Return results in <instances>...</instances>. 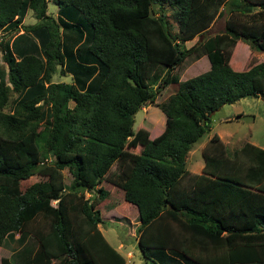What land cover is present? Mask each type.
<instances>
[{"label": "trees", "instance_id": "trees-1", "mask_svg": "<svg viewBox=\"0 0 264 264\" xmlns=\"http://www.w3.org/2000/svg\"><path fill=\"white\" fill-rule=\"evenodd\" d=\"M53 1L66 9L57 19L47 0H0V246L10 238L13 249L0 264H125L98 227L102 182L137 211L145 264H264V149L229 151L214 134L200 174L186 170L212 113L264 98V60L229 65L238 40L264 53V0ZM28 10L38 23L25 27ZM223 16V32L208 37ZM203 55L208 71L173 74ZM57 70L71 83H52ZM160 74L159 87L176 89L157 105L164 129L149 140L133 118L154 103Z\"/></svg>", "mask_w": 264, "mask_h": 264}, {"label": "rangeland", "instance_id": "rangeland-1", "mask_svg": "<svg viewBox=\"0 0 264 264\" xmlns=\"http://www.w3.org/2000/svg\"><path fill=\"white\" fill-rule=\"evenodd\" d=\"M155 13H159L157 5L152 6ZM167 16V22L171 33L177 32V26L174 20L171 18V12L167 6L163 8ZM258 10L257 7L252 9L255 13ZM66 9L60 8L54 3L53 0H47V14L54 19L58 18V13H63ZM227 16L217 17L210 24L207 36H213L220 34L224 30L225 20ZM38 23L34 18L31 10H28L23 20V26H32ZM23 29V28H22ZM22 29L18 31V34H22ZM5 32L0 31V39H6ZM13 34L12 36H15ZM11 36V37H12ZM196 39L192 42H187L186 47L190 48ZM2 53L0 51V58ZM264 60V53L257 52L249 48V46L242 41L238 40L229 65L232 70L240 72L247 70L252 64L260 63ZM209 63L205 55L192 62V58L188 57L184 64L177 67L173 74L177 75L181 81L188 80L197 75H200L209 70ZM162 74L159 75V80L152 83V90L160 88V92L156 95L155 101L152 104H145L135 115L133 132H146L148 139H153L158 136L164 129L165 116L158 109L157 105L164 103L174 92L176 86L169 85L165 88L159 87L161 83ZM52 83H71L70 75H62L58 70L51 79ZM15 94H10L9 105L4 111H8L11 102L14 100ZM264 98H245L232 105H224L217 112L213 113L210 117V132L205 133L201 139L195 143L186 157V170L189 174H199L203 167V159L201 156L202 150L208 140L216 134L221 138L229 151L239 149L244 143L253 144L261 149H264ZM72 104H70V107ZM133 153H138L136 149L131 150ZM45 161V160H44ZM47 163L51 161V157L47 158ZM116 166L113 165L110 171H115ZM65 176V182L69 183L70 177L67 170L63 171ZM38 176H33L28 180L20 182V190L23 192L27 187L35 182L40 181ZM106 192L108 197L106 201L97 206L100 212L101 224L98 226L102 235L107 242L122 255L125 259V264H145L144 259L137 246V233L136 230L139 226L137 211L131 209L127 203H125L121 191L112 187L107 182L100 184ZM97 194L93 191L85 193V199H92ZM55 204V202L53 203ZM18 236L16 235L15 238ZM29 244V243H28ZM12 242L10 238L4 240L0 246V263L4 258L11 256ZM155 259V257H152ZM156 260V259H155ZM158 263V261L156 260ZM52 264H56L53 262ZM160 264V263H159Z\"/></svg>", "mask_w": 264, "mask_h": 264}, {"label": "crops", "instance_id": "crops-1", "mask_svg": "<svg viewBox=\"0 0 264 264\" xmlns=\"http://www.w3.org/2000/svg\"><path fill=\"white\" fill-rule=\"evenodd\" d=\"M192 42V41H191ZM190 43V42H189ZM220 140L224 143V141L220 138ZM224 145L226 146V144L224 143ZM200 174V173H199Z\"/></svg>", "mask_w": 264, "mask_h": 264}, {"label": "water", "instance_id": "water-1", "mask_svg": "<svg viewBox=\"0 0 264 264\" xmlns=\"http://www.w3.org/2000/svg\"><path fill=\"white\" fill-rule=\"evenodd\" d=\"M201 39H202V38L200 37V38H199V41H201ZM263 102H264V100H263ZM211 115H213V113H212Z\"/></svg>", "mask_w": 264, "mask_h": 264}]
</instances>
